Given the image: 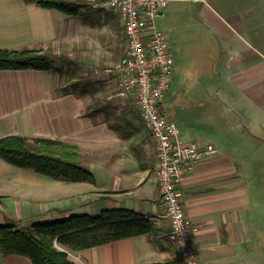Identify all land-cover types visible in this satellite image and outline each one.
I'll list each match as a JSON object with an SVG mask.
<instances>
[{
  "label": "crops",
  "instance_id": "0c3cea01",
  "mask_svg": "<svg viewBox=\"0 0 264 264\" xmlns=\"http://www.w3.org/2000/svg\"><path fill=\"white\" fill-rule=\"evenodd\" d=\"M166 11L186 17L191 38L199 42L193 61L219 62L222 83L211 91L215 89L223 107L211 106L210 114L226 115L244 131L238 141L242 153L223 143L217 148L210 141H182L216 149L182 182V204L194 228L198 257L211 264H264V222L261 214L250 211L246 173L235 161H264V0H171L156 20ZM109 15L98 12L93 27L91 19L85 24L29 0H0V48L44 52L50 47L60 56L61 44L76 38V55L56 63L72 61L77 75L88 69L100 82L104 76L92 71L114 65L124 52L117 58L116 45L107 48L97 39L100 29L111 31ZM84 34L89 35L88 48L82 45L88 39ZM65 75L0 71V138L16 135L73 144L79 164L95 182L55 179L0 159V224L13 220L21 228L125 209L148 219L153 231L80 251L55 247L72 264H181L168 241L167 221L160 217L154 144L135 106L110 92L63 95L57 87ZM0 264L32 263L23 256L0 254Z\"/></svg>",
  "mask_w": 264,
  "mask_h": 264
},
{
  "label": "trees",
  "instance_id": "16d2710c",
  "mask_svg": "<svg viewBox=\"0 0 264 264\" xmlns=\"http://www.w3.org/2000/svg\"><path fill=\"white\" fill-rule=\"evenodd\" d=\"M102 1L29 0L41 8L57 10L85 24L90 19L97 18L98 12L102 10L94 8L93 5ZM114 21L122 30L117 17ZM90 24L94 26L92 21ZM60 58L66 56H58V51L50 47L44 52L35 49L0 48V71L30 69L56 74L65 72L69 78L57 87L58 91L63 95H89L93 91V86L83 83V79L77 76L75 63L66 61L67 65L72 66H68L65 71L56 63ZM89 112L88 108L86 114L89 115ZM78 152L77 146L57 140L16 135L0 138V159L14 167L30 169L69 182L94 183L92 173L79 164ZM152 231L153 226L148 219L125 209H105L95 216L72 215L66 219L37 222L21 228L13 220H7L0 224V254L23 256L32 264H72L67 254L55 247V243L61 248L80 251L149 234Z\"/></svg>",
  "mask_w": 264,
  "mask_h": 264
},
{
  "label": "built area",
  "instance_id": "2783aa9c",
  "mask_svg": "<svg viewBox=\"0 0 264 264\" xmlns=\"http://www.w3.org/2000/svg\"><path fill=\"white\" fill-rule=\"evenodd\" d=\"M171 0H103L94 8L116 16L125 48L112 66L96 68L94 74L115 82L116 95L131 102L154 144V177L168 224V241L181 264H211L198 257L192 240L194 228L182 204V182L195 166L216 153L212 144L183 143L178 130L161 107L173 71V59L163 31L155 20Z\"/></svg>",
  "mask_w": 264,
  "mask_h": 264
},
{
  "label": "rangeland",
  "instance_id": "374dc122",
  "mask_svg": "<svg viewBox=\"0 0 264 264\" xmlns=\"http://www.w3.org/2000/svg\"><path fill=\"white\" fill-rule=\"evenodd\" d=\"M173 4L170 3L168 9ZM109 16L112 20L111 31L100 29L101 34L97 36V39L107 48L110 45L112 47L116 45L114 53H117V58H119L125 48L124 37L119 25L114 21L115 16L113 14ZM185 20L186 17L183 15L180 17L178 11L169 14L166 11L161 18L155 20L158 28L166 36L173 59L170 86L161 99L164 112L167 118L179 129L178 138L181 142L190 139L210 141L217 148L220 147V143H223L232 150L242 153L244 148L238 144V141L240 140L239 135H242L244 131L239 129L240 127H238L236 121L228 119L226 115L210 114L209 109L211 106L219 105L223 107V103L215 93V89L211 91L212 88H216L222 83L217 77L220 72L219 62L193 61V57L199 52L197 47L199 42L195 38H191L190 28L185 26L187 22ZM91 21L93 24L97 22L95 19H91ZM102 25L104 26V23ZM82 37L88 38L85 43H82L83 47L88 48L90 45L87 42L89 35L84 34ZM75 39L71 38L69 42H64V44H61V41L56 43V46L59 44L62 46L59 49L60 55H73L71 57L76 55L78 44L74 42ZM64 41L66 40L64 39ZM91 48V52L95 53L96 48ZM57 65L64 69L72 66L67 65L64 60L58 61ZM86 71L88 73L84 75V72H82L83 74L79 78L83 79V83L91 84L93 91L116 93V85L112 79L105 78L106 80L98 82L94 76H91L88 69ZM92 73H94V70ZM68 78L69 76L66 74L63 77V82H66ZM247 157L244 156L243 158L250 159ZM235 161L237 165L244 167L243 172L246 173L245 185L249 196L250 211L254 214H261L260 217L264 222V205L261 204L264 201V161Z\"/></svg>",
  "mask_w": 264,
  "mask_h": 264
}]
</instances>
